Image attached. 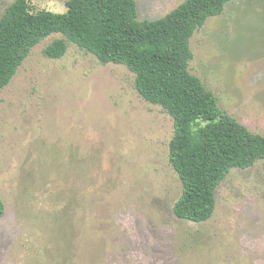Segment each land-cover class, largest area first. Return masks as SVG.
Returning a JSON list of instances; mask_svg holds the SVG:
<instances>
[{
	"label": "rangeland",
	"instance_id": "1",
	"mask_svg": "<svg viewBox=\"0 0 264 264\" xmlns=\"http://www.w3.org/2000/svg\"><path fill=\"white\" fill-rule=\"evenodd\" d=\"M17 0H0V18ZM67 11L70 0H27ZM157 20L186 0H136ZM68 50L45 55L55 40ZM190 73L223 112L264 135V0H235L191 39ZM135 75L61 33L0 90V264H264V160L233 169L213 217L182 220L172 117Z\"/></svg>",
	"mask_w": 264,
	"mask_h": 264
},
{
	"label": "trees",
	"instance_id": "2",
	"mask_svg": "<svg viewBox=\"0 0 264 264\" xmlns=\"http://www.w3.org/2000/svg\"><path fill=\"white\" fill-rule=\"evenodd\" d=\"M232 1L186 0L160 19L140 20L136 0H70L65 13L34 12L27 0H17L0 18V90L52 34H63L103 64L126 66L142 98L174 121L170 161L183 184L174 207L177 217L207 222L230 172L264 160V135L223 112L214 93L189 69L195 32ZM67 50L66 40L58 39L45 55L61 59ZM5 212L0 197V218Z\"/></svg>",
	"mask_w": 264,
	"mask_h": 264
}]
</instances>
